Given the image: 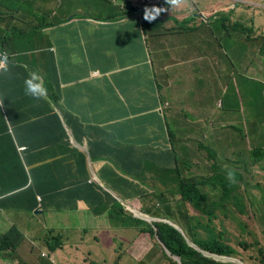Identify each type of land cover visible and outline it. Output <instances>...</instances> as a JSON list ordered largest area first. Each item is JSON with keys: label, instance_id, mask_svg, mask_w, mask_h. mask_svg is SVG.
<instances>
[{"label": "crops", "instance_id": "1", "mask_svg": "<svg viewBox=\"0 0 264 264\" xmlns=\"http://www.w3.org/2000/svg\"><path fill=\"white\" fill-rule=\"evenodd\" d=\"M50 1L0 0V37L7 38L4 48L10 56L40 71L46 96L55 95L58 85L62 99L59 105H53L54 112L61 113L64 121V114L72 117L84 135L81 141L74 137L77 145L69 137L70 151L56 159L73 156L71 164H55L53 158L39 160L38 165L52 179L49 181L41 170L36 177L39 181L45 179L44 187H64L68 184L63 183L72 182L78 175L86 178L76 172L89 173L87 184L98 191L87 203L79 201L78 207L70 196H52L45 201L51 210L45 209L43 195L35 191L21 193L16 196L17 208L0 206L1 242L15 244L22 232L18 252L29 254L24 258L26 264H57L52 260L56 251L66 253L69 264H152L157 246L153 236L142 231L152 225L140 215L173 221L161 212L160 204L178 207L176 198L181 196L172 192L184 187L187 178L201 180L210 191L217 189L213 181H218V170L197 174L195 169L193 174L184 175L179 166L191 170L201 164L192 158L200 147L204 131L201 119L206 113L202 107L188 103L186 90L174 92L169 85L176 82L188 87L194 81L187 84L186 80L197 74L209 79L230 57V43L226 42V47L222 43L230 36V23L224 22L230 18V0H174L171 9L166 4L165 13L152 21L144 19V0H80L83 8L73 7L74 0H69L72 7L67 8L72 15L68 20L69 16L60 18L63 9L49 7ZM195 12L206 21L214 16L212 20L217 22L220 16L222 22L185 24ZM242 24L241 31L247 32L245 45L254 47L259 37H264V25L255 20L253 25ZM250 27L253 29L248 32ZM16 33V47L12 48L8 39ZM214 33L219 35L214 38ZM214 49H220L218 60L213 58ZM258 57L263 58L262 62L251 64L248 70L262 78L264 43L261 49H255ZM203 69L204 73L199 72ZM38 109L40 112L44 108ZM45 111L49 113L47 108ZM211 122L213 119L206 128L209 135L219 140L230 137L227 125L214 128L213 135ZM46 138L40 131L34 139ZM72 149L84 152L85 159L72 154ZM50 151H42L40 156L62 155ZM257 166L264 171L263 161ZM143 189L150 191L142 194ZM59 199L65 201L59 205ZM116 200L126 207L129 224L116 225L108 220L107 210ZM253 214L258 219L259 214ZM138 220L146 223L140 226ZM185 228L188 231L187 224ZM100 229L107 230L103 244L102 237L95 236ZM89 235L98 246L87 253L76 252L74 246L87 245ZM49 237L58 240L50 242ZM135 252L139 255L133 256ZM0 253L3 259L6 253ZM37 253L46 260L39 259Z\"/></svg>", "mask_w": 264, "mask_h": 264}, {"label": "rangeland", "instance_id": "2", "mask_svg": "<svg viewBox=\"0 0 264 264\" xmlns=\"http://www.w3.org/2000/svg\"><path fill=\"white\" fill-rule=\"evenodd\" d=\"M254 1L262 2V5L253 4L249 0H230V15H228L230 18L228 22L224 20V22L230 23V36L223 38L224 42H222L225 47L226 42L230 43V57L224 62L223 66L216 68L217 75L214 74L213 77L207 79V77L200 78L197 74V77L186 80L187 84L193 80V85H188L187 87V85H175L176 82H171L169 87L174 92H183L186 90L184 93L187 96L188 103L202 107L206 113L201 119V121H204V131L200 147L197 154L192 158L195 162L198 161L201 164H198L197 167H193L191 170H189V166H182L180 164L179 166L183 174H193L192 172L195 169L197 174L207 170H218V181H213L217 189L213 187V190L210 191L208 184L205 185L201 180H198V183L201 184L200 187L209 196V199H204L203 202H209L210 204H203V206L223 201L225 192L230 188V198L225 199L228 209L225 210L223 217L217 221V224L222 223L226 228L230 227L229 234L234 240L233 243L235 245H239L241 241H248L250 244L260 242L264 247V171H262L263 168L261 166H257L259 161L257 160V156L264 160V77L256 78V74L248 70L251 64L262 62V57L255 58V49L262 48L264 37H259L258 44L254 47H247L245 45L247 32L241 31L242 25L236 24L244 23L245 25H253V20H255L256 23L260 22L264 25V0ZM43 5L47 6L48 4L45 3ZM49 5L52 8L59 7L63 9L60 18L69 16L66 20L72 15L71 9L67 7L83 8L85 6L80 0H74L72 6L69 0H51ZM171 7H173V4L170 6L167 3V8L171 9ZM243 7H246V9ZM161 13H165V11ZM193 16L194 18H190V21H184L185 24H221L222 22L220 16H218L217 22L216 19L212 20L214 16H210L209 19L211 21L202 19L203 15L198 12H195ZM39 17L41 18V16ZM58 23L60 24L61 21ZM261 24L258 26H263ZM252 29L250 27L248 32ZM18 35L19 33H16L12 39H8L11 43L10 47H16L14 42ZM218 35L219 33L213 34L214 38ZM3 47H6V45H3ZM219 51L220 49H214L213 51V58L216 60L220 59L218 56ZM213 58L211 59V63L213 62ZM213 71L215 72L214 68ZM199 72L204 73V69ZM172 91L169 92L172 93ZM177 111L179 115H182L180 110ZM227 112L229 115H227ZM212 119L211 131L213 135L216 134L214 128L227 125V127L230 126L232 131L230 137L227 136V138L224 137L219 140L209 135L206 128ZM228 131L230 130L228 129ZM237 145L241 147H235ZM182 151L188 152V150ZM191 151H194V147ZM229 171L234 174L233 181L228 179L227 173ZM259 194L261 195L257 196ZM160 205L162 206V204ZM155 207H157V204H155ZM163 207H167V205H163ZM178 209L177 206H174L172 217L174 220L177 219L180 223L185 224V221L179 215ZM253 212L259 214L258 219ZM194 215L197 216L196 218L199 217L197 214ZM200 215L203 219L205 218L202 213ZM106 234V229H100L95 236H101V244H103L107 240ZM206 234L204 232V236ZM154 235V244L157 247L153 255L158 254L151 259V263L163 264L167 259L162 255L164 252L159 245L161 242L157 238L156 232ZM199 238L201 239V235ZM88 241L89 243L87 245H75L74 249L76 252L87 253L92 247L98 246L91 235H89ZM236 248L240 254H243L242 257L245 258V264L261 263L263 256L258 251L259 246L254 248L250 246L247 251L237 246ZM4 249L9 250L11 254L20 255L17 249L12 251L13 246L11 244L4 245ZM165 251L167 257L173 258L170 252L166 249ZM38 254L37 257L39 259L46 260V258H41ZM65 254L56 251L52 256V260L57 264H69L67 263L68 258ZM135 255L138 256L139 254L135 252L133 256ZM253 255L258 256V259H254L251 262L253 259L250 257ZM249 259L251 260L249 261Z\"/></svg>", "mask_w": 264, "mask_h": 264}, {"label": "trees", "instance_id": "3", "mask_svg": "<svg viewBox=\"0 0 264 264\" xmlns=\"http://www.w3.org/2000/svg\"><path fill=\"white\" fill-rule=\"evenodd\" d=\"M237 24L243 26L242 23ZM6 42V37H0V48ZM28 54L36 55L34 53ZM5 68L7 69L6 71ZM5 68L0 73V198H2L0 200V206L4 208H17L16 196H20L23 192L29 194L34 191L37 195L44 196L43 205L47 210H51L52 208L50 203L45 201L52 196L59 198L65 195L70 196L77 207L79 201H85L87 203L89 197L95 191H98L97 189H93V185L87 184L89 178H91L89 173L76 172L84 174L86 178L78 175L72 182L63 183L62 185L68 184L64 187H58L56 185L44 187L45 179L39 181L36 177L38 170L43 172L42 165H38L39 160L44 161L53 158L55 164H71V160L73 159V156H69L63 160L56 161L59 157H64L66 155L65 152H69L71 149L68 133L59 115L53 109V105H59L62 99L58 85L55 84V87H57L55 95L34 98L25 93L24 79L29 72L37 71L40 75V71L33 66L21 63L12 55L9 57V62ZM41 106L44 109L39 112L38 108ZM45 108L49 110V113L45 111ZM64 118L67 126L72 130L74 137L78 141H81L84 135L81 127L77 124L78 122L73 120L68 114H64ZM40 131L46 134L47 138L36 141L35 139ZM230 133H232L231 129ZM32 135L35 139L32 138ZM22 147L25 150H21ZM51 149L57 153H62V155H56L55 157H48L49 155L44 157L40 156L42 151L50 153ZM72 154L75 156L82 155L85 159L84 152L78 149H72ZM257 157V160L264 161L259 156ZM43 175L51 181L52 177L48 172H43ZM198 182L187 178L184 187L172 192L173 194H179L181 196L180 198H176V205L179 207L180 217L187 224L188 231L183 226L182 228L194 244L198 245L203 251L220 256L238 258L244 261L243 254H240L236 246L247 251L250 246L254 248L259 246V243L250 244L248 241H241L239 245H235L233 243L234 240L230 237L229 229L222 223L219 229L216 223V220L220 218L219 216L228 209L225 199L230 198V188L225 192L223 201L203 206V204H210L209 202H203L204 199H209V196L200 187L201 184ZM140 191L142 194H145L150 190L143 189ZM101 197L103 200L105 199L102 195ZM106 197L108 199V195ZM62 201L65 200H58L59 205ZM168 206L163 207L162 205L161 212L164 215L169 214V217H172L173 208L172 206ZM200 213L206 218L203 219ZM194 214H197L199 217L196 218L197 216ZM106 215L108 220L116 225L117 223L129 224L126 217L130 216L126 211V207L120 201L116 200V204L111 205ZM145 223L143 220H138L140 226ZM201 226L207 234L204 236V233H202L200 239V235L197 232ZM156 229L158 239L171 252V256L180 257L182 264H238L235 262H224L214 257L206 256L199 249L193 247L183 233L168 223L155 222L151 227L142 229V231L149 232L155 238L154 233ZM20 233L22 237L17 239L12 251L18 247L23 238L22 232ZM202 236L204 237L202 238ZM162 243H159V245L164 252L163 256L167 259V264H181L177 259L167 257ZM1 244L2 242L0 241ZM258 251L263 256L260 264H264V247L260 246ZM10 256L18 264H26L19 254H10ZM250 258L253 260L249 259V261L251 260L253 262L254 259H258V256L253 255Z\"/></svg>", "mask_w": 264, "mask_h": 264}, {"label": "clouds", "instance_id": "4", "mask_svg": "<svg viewBox=\"0 0 264 264\" xmlns=\"http://www.w3.org/2000/svg\"><path fill=\"white\" fill-rule=\"evenodd\" d=\"M144 2H145V6L146 5H164L165 6V9H166V4L168 3L170 6H171V4L174 2V0H163V2H152V3H149L147 0H144ZM162 11H164V9L163 8H160V7H156V6H153V7H151V8H148V7H146L145 9H144V19L145 20H147V21H152V20H154ZM0 54H5V57H3L2 59H0V64H3V63H5V65H4V67L2 68V70L5 68V66L7 65V63L9 62V57H10V55L7 53V51H6V49L2 46L1 48H0ZM1 70V71H2ZM7 69L5 68V71H6ZM1 71H0V73H1ZM24 89H25V93L27 94V95H30V96H32V97H34V98H42V97H44L45 95H46V92H47V90H46V88L44 87V85H43V82H42V80H41V78H40V75H39V73L37 72V71H31V72H29L28 73V75L25 77V79H24ZM69 136V135H68ZM21 150H25V148L24 147H22L21 148ZM227 176H228V179L230 180V181H233L234 180V174H233V172H231V171H229L228 173H227ZM38 198V200L39 201H41V196H38L37 197ZM158 206H159V204H158ZM142 215H144L145 216V214H142ZM149 216V215H148ZM150 217H152V216H150ZM220 218L219 219H217L216 220V223H217V221L218 220H220L222 217H223V214H221L220 216H219ZM153 218V217H152ZM206 218V217H205ZM155 219H157V218H155ZM145 220V219H144ZM148 221V220H147ZM150 222V221H149ZM155 222H161L160 221V219H157V221H155ZM155 222H150L151 223V225H153ZM164 223H170V225H172V226H174V225H176V226H178L179 228H181L182 230H183V234L186 236V238H190L188 235H187V233L184 231V229L182 228V226L185 228L186 227V223L185 224H183L182 223V225L180 226V224H178V223H176L175 221H169V220H164ZM221 223V222H220ZM174 224V225H173ZM218 226H219V229L221 228V224H217ZM175 227V226H174ZM215 227H216V225H215ZM176 228V227H175ZM227 229H229V232H230V227H227ZM180 231V230H179ZM181 232V231H180ZM182 233V232H181ZM199 235H202V233H204V229L202 228V226L200 227V229H199V231L197 232ZM156 236H157V238H159L158 237V233H157V229H156ZM51 240H50V242L51 241H56V240H58L56 237H49ZM187 239V240H188ZM2 239L0 238V241H1ZM192 243H194L193 241H192V239L190 238L189 239ZM160 241V240H159ZM161 242V241H160ZM162 243V242H161ZM190 243V242H189ZM257 243H259V247L260 246H262V244L260 243V242H257ZM6 244H11L13 247H14V244H12L10 241H6V243H2L1 245H0V252L1 251H5V253H6V256H4V258L3 259H0V260H2L4 263H6V264H18L17 263V261L16 260H13L12 258H11V256H10V251L9 250H7V249H4V245H6ZM51 244V243H50ZM163 244V243H162ZM52 245V244H51ZM164 245V244H163ZM196 245V244H195ZM198 246V245H197ZM164 247H165V245H164ZM263 247V246H262ZM17 249V251L19 250V246L16 248ZM165 249L167 250V248L165 247ZM168 251V250H167ZM35 253V252H34ZM1 254V253H0ZM170 254H171V252H170ZM29 254L28 253H20V256L24 259V258H26L27 259V256H28ZM217 255V254H216ZM220 256V255H219ZM178 257V256H177ZM173 258L175 259V256H173ZM180 258V257H179ZM230 258H232V257H230ZM234 259H237V260H240V261H242L243 263H244V261L243 260H241V259H238V258H234ZM25 260V259H24ZM177 260L182 264V261L181 260H179L178 258H177ZM222 261V260H221ZM237 263V262H236ZM163 264H167V262H164ZM239 264V263H238ZM245 264V263H244Z\"/></svg>", "mask_w": 264, "mask_h": 264}, {"label": "water", "instance_id": "5", "mask_svg": "<svg viewBox=\"0 0 264 264\" xmlns=\"http://www.w3.org/2000/svg\"><path fill=\"white\" fill-rule=\"evenodd\" d=\"M153 6L160 7V8H163V9L165 10V6H164V5H146L145 8H146V7L151 8V7H153ZM59 116H60V118H61V120H62V123H63V125H64V127H65V129H66V131H67V133H68V135H69V137H70V140L72 141L73 144L77 145V143H76V141H75V138H74V136H73L71 130L68 128V126L66 125V123H65V121H64V119H63L62 114L59 113ZM80 148H81V147H80ZM140 217L143 218V219H145V220L150 221L151 223L157 221V219L152 218V217H150V216H148V215H145V216H144V215H143V216L140 215ZM173 225H174V224H173ZM174 226H175L178 230H180L182 233H184L183 230H182L181 228H179V227L176 226V225H174ZM187 239H188V238H187ZM188 241L190 242V244H191L193 247L199 249V250H200L201 252H203L206 256L214 257L215 259H217V260H222V261H224V262H235V263L237 262V263H239V264H244L242 261L237 260V259H234V258L225 257V256H219V255H216V254H212V253H210V252H207V251H203L202 249H200L199 246H197V245H195L194 243H192L189 239H188ZM167 250H168V249H167ZM168 252H170V251L168 250ZM177 258H178L179 260H181L179 257L175 256V259H177Z\"/></svg>", "mask_w": 264, "mask_h": 264}, {"label": "built area", "instance_id": "6", "mask_svg": "<svg viewBox=\"0 0 264 264\" xmlns=\"http://www.w3.org/2000/svg\"><path fill=\"white\" fill-rule=\"evenodd\" d=\"M149 3L152 2H163V0H147ZM3 57H5V54H0V59H2ZM5 63L0 64V71L2 70V68L4 67Z\"/></svg>", "mask_w": 264, "mask_h": 264}, {"label": "bare ground", "instance_id": "7", "mask_svg": "<svg viewBox=\"0 0 264 264\" xmlns=\"http://www.w3.org/2000/svg\"><path fill=\"white\" fill-rule=\"evenodd\" d=\"M125 1H126V0H125ZM125 1H124V2H125ZM137 3H138V2H137ZM133 5H135V7L138 6V5H136V4H133ZM132 7H133V6H132ZM137 9H138V8H137ZM137 9H136V11H137ZM141 12H142V11H141ZM138 13H139V11H138ZM135 18H136V17H135Z\"/></svg>", "mask_w": 264, "mask_h": 264}]
</instances>
